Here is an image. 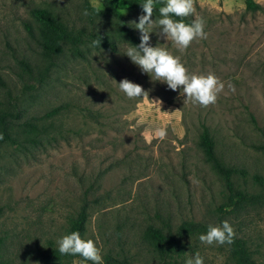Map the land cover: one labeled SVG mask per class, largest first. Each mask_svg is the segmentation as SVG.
Wrapping results in <instances>:
<instances>
[{"label": "rangeland", "instance_id": "1", "mask_svg": "<svg viewBox=\"0 0 264 264\" xmlns=\"http://www.w3.org/2000/svg\"><path fill=\"white\" fill-rule=\"evenodd\" d=\"M89 1L101 7L103 0ZM256 1L262 9L252 11L244 0H192L188 18H202L207 37L182 51L155 27L159 16L151 17L152 46L178 56L190 73H213L223 83L216 103L205 107L186 99L180 88L153 81L123 54L130 43L116 35L118 52L87 44L80 57L66 49L42 79L47 61L24 26L33 22V6H48L68 26L88 31L114 33L115 25L109 18L90 19L83 0H0V109L9 106V91L22 110L14 124L19 126L68 106L38 120L47 133L40 143L0 145L1 253L10 264H44L37 250L49 249L51 242L57 246L84 203L89 210L84 237L98 238L103 259L110 254L133 264H158L143 240L150 224L176 228L189 219L208 225L227 220L247 240L257 264H264V205L232 211L224 179L198 145L205 122L219 157L246 170L245 176L234 175L235 188L264 193L259 149L264 144V0ZM118 7L140 35L135 23L143 10L123 2ZM124 78L145 93L128 98L118 87ZM161 126L164 139L155 134ZM198 237L188 239L181 264L196 253L204 264H234L228 244L205 245Z\"/></svg>", "mask_w": 264, "mask_h": 264}, {"label": "trees", "instance_id": "2", "mask_svg": "<svg viewBox=\"0 0 264 264\" xmlns=\"http://www.w3.org/2000/svg\"><path fill=\"white\" fill-rule=\"evenodd\" d=\"M123 2L128 7L142 10L141 3L144 0H103L102 6L97 7L91 4L89 0H83L82 6L90 19L109 18L112 20L116 29L114 33L96 31H88L85 27H71L55 10L50 7L33 6L29 10V14L33 18V22L24 21V26L30 36L37 39L40 45L41 54L46 59L47 64L41 71L42 79H44L51 67L55 64V58L62 55L66 49L77 56L84 55V47L91 44L98 49H106L112 52L119 51L118 38L125 39L130 44H138L140 35L134 27L128 22L127 18L120 11L118 4ZM246 9L256 11L262 9V5L256 0H244ZM160 3L154 4L153 14L159 16L158 8ZM183 19L185 23H191L188 17L177 18ZM116 35L118 38L114 37ZM23 67L32 72V67L28 61H21ZM2 85L5 86L4 83ZM36 89V88H31ZM9 106L0 109V145L11 142L21 144L22 141H33L40 143L41 138L47 135L46 127L38 123L51 116L58 115L62 109L68 106L62 104L45 112L38 117L36 122H23L16 126L15 121L22 117V110L13 96L8 91ZM253 121H255L252 115ZM201 133L199 137V147L203 152V156L207 162L211 164L213 170L219 174L225 181L226 188L229 189L230 195L227 206L232 207L231 210L240 211L247 206L264 205V193L252 195L240 188H235L233 177L236 174L246 175V170L239 169L235 166H227L217 153V141L211 128L204 122L201 125ZM20 128L19 130H15ZM33 134V136L31 135ZM24 135L23 139L20 136ZM264 152V144L259 146ZM256 181L263 182L261 176H255ZM222 209V207L220 208ZM1 215V210H0ZM89 220L88 204L84 203L79 212L71 218L66 233L77 231L84 237L87 230ZM208 224L195 220H184L176 228L170 225L156 226L150 224L143 233V240L149 246L150 250L159 258L158 264H181L179 259L186 255L189 238L199 236L206 231ZM5 244V239L0 237V264H10L7 259L2 256L1 250ZM231 258L234 264H257L253 256L252 250L249 248L247 240L234 232L233 242L229 245ZM37 258L42 260L44 264H66L71 263L75 259L83 261L77 255H61L57 250V246L51 242L49 249L42 248L37 250ZM184 260V259H183ZM85 262V261H84ZM90 261H87L88 263ZM104 264H133L128 257L117 258L110 254L104 256Z\"/></svg>", "mask_w": 264, "mask_h": 264}, {"label": "clouds", "instance_id": "3", "mask_svg": "<svg viewBox=\"0 0 264 264\" xmlns=\"http://www.w3.org/2000/svg\"><path fill=\"white\" fill-rule=\"evenodd\" d=\"M160 3L158 8L159 19L155 21V27L167 41H171L178 50H185L195 39H206L204 31L205 22L194 19L191 23H185L183 19L194 12L192 0H144L141 3L143 14L139 17L135 28L140 31L138 44H130L123 54L138 65L142 72L147 73L153 81L166 83L169 89L183 90L186 99L201 106L215 104L217 95L223 90V83L213 73H190L180 58L173 55L168 49L152 46L149 33L153 31L154 4ZM87 15V10H85ZM119 90L128 98L142 96L145 92L142 86L124 78L118 82ZM160 139L166 136V129L158 127L155 133ZM234 230L227 220L218 224H209L206 231L199 235L198 239L205 245H230L233 242ZM57 250L61 255H79L83 261L91 264H104L102 249L99 240L82 237L77 231L63 234L56 241ZM222 260V257L220 258ZM184 264H204V259L196 253L186 257Z\"/></svg>", "mask_w": 264, "mask_h": 264}]
</instances>
